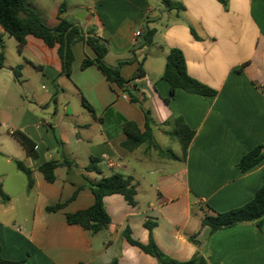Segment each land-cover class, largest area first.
<instances>
[{
  "label": "crops",
  "instance_id": "crops-1",
  "mask_svg": "<svg viewBox=\"0 0 264 264\" xmlns=\"http://www.w3.org/2000/svg\"><path fill=\"white\" fill-rule=\"evenodd\" d=\"M171 1L183 9L169 10L161 0H28L45 26L54 28L64 18L85 36L103 39L105 64L119 69L137 102L107 82L94 65L81 69L83 59L95 57L83 42L72 46L70 74L65 76L57 46L29 35L18 53L16 42L0 27V128L20 147L3 150L0 136L4 259L158 264L127 242V231L142 245L151 238L163 255L177 262L200 256L207 264H264V224L210 233L200 223L208 208L222 213L243 206L264 182V159L246 172L237 166L244 154L264 144V0ZM146 28L155 30L150 46L143 44ZM172 48L182 52L187 74L213 89L214 96L178 89L163 102L169 87L161 76ZM6 53L11 55L9 65ZM139 63L144 75L131 80ZM19 89L28 96L22 104ZM145 114L153 122V145L125 150L121 124L131 121L143 130ZM178 117L194 132L184 154L175 134ZM16 131L33 142L35 157L26 154L13 136ZM172 142L178 148L171 153ZM90 158L99 160V174L84 171ZM15 161L32 171L30 189L26 177L12 170ZM47 161L72 166L59 165L49 183L37 171ZM115 173L132 178L135 206L121 195L105 196L106 230L92 234L68 224L67 214L93 204L89 183ZM56 205L62 207L47 210Z\"/></svg>",
  "mask_w": 264,
  "mask_h": 264
},
{
  "label": "trees",
  "instance_id": "trees-1",
  "mask_svg": "<svg viewBox=\"0 0 264 264\" xmlns=\"http://www.w3.org/2000/svg\"><path fill=\"white\" fill-rule=\"evenodd\" d=\"M165 8L172 10H182L183 6L179 3L172 2L171 0H161ZM224 4L223 0H218ZM61 12V11H59ZM0 27L4 32L12 37L16 42V49L21 53L25 44L26 36H33L41 39L47 46H57V53L61 59L63 75L69 76L70 68L73 61L72 46L78 42H83L94 53L93 59L85 58L81 62V69H85L94 65L100 73L104 76L107 82L115 84L123 93L130 95L131 102H137V99L132 93L125 88L128 83L120 75L119 69L110 67L105 64L104 56L107 52L106 42L94 35L88 33L86 36L83 34L80 27L70 23L64 18H59L58 24L54 28L45 26L40 20L38 14L29 7L28 0H0ZM190 32L194 35L193 30ZM155 34L154 29L146 28L143 34V44L150 46L152 38ZM4 53L2 50V43L0 39V69L3 68ZM20 68L17 67L16 70ZM15 70V71H16ZM144 75L141 63L138 64L136 72L131 80L138 79ZM161 79L168 84L169 91L168 97L163 99L164 103H168L174 96L176 90L181 89L189 94H197L201 96H214L216 92L190 77L186 72L185 60L182 52L177 48H172L165 57L164 69ZM83 106L91 110L89 105L82 100ZM175 134L181 145L183 154L193 137L194 132L188 128L181 118H176ZM153 122L145 114L144 129L140 130L136 124L131 121H124L121 124V130L125 136L124 141L121 143L122 148L127 151H132L139 145L146 143L153 145L151 125ZM13 136L19 141L25 149L29 157H35L33 142L23 133L16 131ZM264 159V144L258 145L244 154L239 162L238 168L241 172H246L257 165ZM15 166L18 171L24 174L27 180V188L30 189L33 184L32 171L26 167L22 162L15 161ZM99 160L90 158L89 164L84 168L85 172L100 173L98 167ZM59 165L71 167L70 162H56L47 161L43 163L37 171L41 174L42 178L52 183L54 181V170ZM94 201L93 204L85 209L77 211L73 214L66 215L68 224H78L84 229L96 234L100 231L106 230L110 225V220L105 212L103 206V198L109 195H121L130 206H135L136 186L132 183L131 177H125L121 174L115 173L108 177H102L97 182L89 183ZM6 197L0 191V200L4 201ZM62 205H56L47 208L48 211H55L61 208ZM209 212H205L201 216V226L208 227L210 233L218 230L232 227L238 224H254L258 229L264 224V182L254 193L253 198L241 207L218 213L210 208ZM124 238L133 246L138 247L145 254L154 257L158 264H207L206 261L200 256H194L189 261L177 262L165 255H163L154 245L152 239H149L148 244L142 245L133 241L127 231L123 232ZM194 241V237H191ZM196 243V242H195ZM0 264H25L24 261H10L1 256ZM116 264V263H113Z\"/></svg>",
  "mask_w": 264,
  "mask_h": 264
},
{
  "label": "rangeland",
  "instance_id": "rangeland-1",
  "mask_svg": "<svg viewBox=\"0 0 264 264\" xmlns=\"http://www.w3.org/2000/svg\"><path fill=\"white\" fill-rule=\"evenodd\" d=\"M10 42H12V44H14L15 43V41H14V39L13 38H11L10 39ZM9 48H8V46H5V52H6V50H8ZM5 61H6V63L9 65L10 63H12V59H11V55L10 54H8V53H6L5 54ZM16 93H19V95L18 96H20L21 98L20 99H18V103L19 104H22V102H23V97L24 96H26V97H28L27 96V92H26V90L25 91H23V93H24V95H23V93H22V90H18ZM7 133H6V131L4 130V129H2V128H0V136H2L1 138H3V140H4V142H3V150H5L6 148H8V149H10V148H13L14 146H16L17 148H20L19 147V145L17 144V143H15L9 136H7L6 135ZM168 146H169V151L172 153V152H174V148H178V145L177 144H174L173 142L172 143H170V144H168ZM22 162V161H21ZM23 163V162H22ZM16 168V166H15V163H14V165L11 167L12 168V170H15V168ZM17 170V169H16ZM20 172V171H19ZM20 174V176H21V178H24V174L23 173H19Z\"/></svg>",
  "mask_w": 264,
  "mask_h": 264
},
{
  "label": "built area",
  "instance_id": "built-area-1",
  "mask_svg": "<svg viewBox=\"0 0 264 264\" xmlns=\"http://www.w3.org/2000/svg\"><path fill=\"white\" fill-rule=\"evenodd\" d=\"M122 97H123V98H126V95H123Z\"/></svg>",
  "mask_w": 264,
  "mask_h": 264
}]
</instances>
